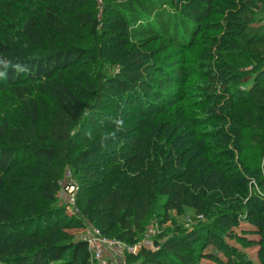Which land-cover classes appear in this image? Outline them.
<instances>
[{
  "label": "trees",
  "instance_id": "1",
  "mask_svg": "<svg viewBox=\"0 0 264 264\" xmlns=\"http://www.w3.org/2000/svg\"><path fill=\"white\" fill-rule=\"evenodd\" d=\"M8 1L21 4L25 0H5ZM201 1L202 6L193 10L199 20H202L207 12L214 11V5L222 0ZM259 1L264 5V0ZM176 2L111 0L108 2V10L112 18L109 24L103 27L104 36L117 39L123 46L132 47L136 44L141 49L157 42L167 43L171 45L169 47H186L195 39L198 23L177 13L174 8ZM63 8L62 14L67 8H71V3H65ZM45 12L52 26L59 23L57 10L46 8ZM75 14L90 27L89 33L96 39L101 22L93 18L91 10H88L87 14L81 10ZM222 23L217 24L220 26ZM229 25L236 29V42L230 44L232 51L224 54L226 62H218L214 67H221L220 77L216 82L220 86L217 88L213 80L208 87L211 94L206 96V92H203L195 101L196 107L210 111L212 115V110L215 109H207L208 103L213 101L216 108L218 99L224 102L226 96L229 97L220 110L227 113L222 120L226 121L232 116L231 121L235 122V128L226 129L228 133L225 138L235 137L232 146H235L236 150L242 151L244 147L257 150V153L246 160L253 166L243 161V169L239 168V172L232 170L233 163H223L217 158H213L210 165L204 166L206 158L202 157L206 156V151H203L205 146L199 144V148H196L198 145L193 143V138L182 140L191 135H187V127L184 128L185 133L180 134V118L171 116L168 117L169 121L162 122L158 118L159 115L145 117L148 109L151 111L154 107L150 104L159 105L165 100L168 87L174 83L170 75L161 71V64L133 54L128 60L127 69H123L121 73L113 76H103L101 73L97 77L98 95L95 105L92 106L74 94L65 81L57 78V74L71 68L84 57V49L65 46L54 47L40 54L21 52L16 55L0 51V81L5 80L11 86L10 92L24 101V112L31 118L35 133V138L25 144V149L31 150L36 160L47 161L51 165L50 168L44 167V170L33 172L26 178L24 184L36 192H26L23 189L21 195L17 196L18 199L14 200V208L9 207L2 192L6 185L5 176L16 168L18 146L2 144L7 127L5 124L0 125V258H5L4 264H90L86 242H64L69 234L63 232V228L68 224H60V221L54 218L62 212L44 208L48 202L54 200L55 186L67 165L80 173L78 195L83 193V201L79 203L82 205V217L103 235H116L115 231L119 228L121 230L116 238H129L131 242H135L134 230L141 229L142 223L156 207L158 215L166 219L169 211L181 210L188 202L201 213L204 210V202L190 194V178L193 173L198 174L197 181L193 184L197 185L200 197L206 192H211V197L214 196L218 200H236V207L227 214H221L218 223L226 224L228 218L236 222L240 214L245 212L254 227L259 232H264V219L255 205L263 201L254 197L256 201L253 203L252 198L247 199L245 184L249 181L248 177L255 175L264 183L260 167L264 155V79L259 80L264 74L260 71L264 66V28L252 27L249 22L241 21H232ZM24 34L36 48L43 47L41 32L34 29L31 20H27ZM244 44L252 46V50L244 52ZM221 57L223 58V54ZM158 71L160 74L156 78ZM247 77L254 79L253 83L244 89L245 94H240L238 90L236 94L231 92L229 83H238ZM27 82L40 84L57 104L51 119L45 125V130L39 129L41 118L38 102L35 99L27 101V96H32L31 88L25 85ZM213 85L216 89L211 88ZM114 92L120 95L127 106L101 112L104 98L110 95L113 98ZM148 105L150 108H146ZM140 114L145 118L139 120L135 126L124 128L123 131L117 130L122 126V116L138 118ZM188 121L194 125L192 119L188 118ZM109 124L116 131L112 141L118 146H129L130 150L118 154L115 148L111 153L103 155L106 146L101 143L102 148L98 151L89 147L78 148L77 141H85L87 125L103 133L105 131L102 129H108L106 125ZM79 125L80 131L75 134ZM136 127L140 129L132 131ZM223 131L224 129L219 130L217 134L222 135ZM40 133L42 135L37 139ZM125 137H128L129 145L124 143ZM241 140H246L252 145L245 146ZM229 145L222 143L221 147L227 149ZM101 156L110 161L111 166L106 170L92 167L91 164L84 165L85 161H102ZM96 187L103 191L90 197ZM40 205L42 206L38 207ZM121 219L124 220L119 227L117 222ZM30 221H44V224L32 230L30 227L21 228L24 223ZM209 246L221 245L209 235L205 239H198V232L187 235L181 233L166 241L157 251L143 249L132 264H200L201 260L206 258L203 257L204 249Z\"/></svg>",
  "mask_w": 264,
  "mask_h": 264
},
{
  "label": "rangeland",
  "instance_id": "2",
  "mask_svg": "<svg viewBox=\"0 0 264 264\" xmlns=\"http://www.w3.org/2000/svg\"><path fill=\"white\" fill-rule=\"evenodd\" d=\"M109 1L111 0H25L21 4L18 2V4H15L0 0V51L16 55L21 52L40 54L54 47L65 46H78L84 49V57L71 68L57 74V78L65 81L74 94L92 106L95 105L98 95L97 77L101 73L103 76H113L121 73L123 69H127L128 60L133 54H138L148 61L157 62L163 67L160 68L161 71L165 75H170L174 83L172 82V85L168 87L169 91L165 100H162L159 105L150 104L154 107L151 108V111L148 109L145 117L159 115L158 118L162 122L169 121L168 117L171 116L180 118V121H178L181 124L180 134L185 133L184 128L187 127L189 128L187 129V135H191V137L182 140L187 141L193 138V143L198 145L196 148H199V144L205 146L203 151H206V156L202 157L206 158L203 162L204 166L210 165L213 158H217L223 163H233L232 170L236 169V172H239V168L243 169L242 162L257 153V150L246 147L242 151L236 150L235 146H232L235 137L225 138L228 133L226 129L235 128V122L231 121L232 116L224 121L222 117L227 116V113L220 110V107L224 105L229 97L226 96L224 102L218 99L216 108L213 106V101L208 103L207 109H215L212 110V115L210 111L206 112L203 109L200 110L198 106L196 107L197 102L195 99H198V95H202L203 92H206V96L211 94L208 92L209 83L214 80L213 83L217 84L218 77H220L219 70L221 69V67H216L217 69H214V67L218 62L221 64L226 62L224 54L232 51L230 44L236 42L234 36L236 29L229 23L232 21L236 23L238 21L242 23L249 22L252 27L264 28V5L262 1L222 0L214 5V11L207 12L203 19L199 20L200 18L193 10L202 6L203 1L176 0L174 6L177 9L176 12L198 23L195 39L186 47H169L171 45L167 43L157 42L150 44L145 49H141L136 44L132 47L130 45L123 46L117 39L104 36L103 27L109 24L112 18V14L108 10ZM81 2L83 3L81 4ZM65 3H71V8H67L66 12L62 14ZM46 8L57 10L60 21L55 26L48 22ZM80 10L85 14L88 13V10H91L93 18H97L101 22L96 39L89 33L90 27L80 20L78 14H75ZM27 20L33 22L34 29L40 30L43 47L36 48L24 34ZM221 22L223 23L219 26L217 23ZM161 45L163 47H160ZM242 48L246 53L252 50V46L246 44L242 45ZM219 52H224L221 53L223 58ZM208 63L209 65H206ZM260 71L264 72V66ZM159 74L158 71L155 75L156 78ZM250 79L247 77L238 83L236 81L229 83L232 89L231 92L236 94V90H238L240 94H245L244 89L253 83L254 78ZM260 79L261 81L264 79V74L260 76ZM25 85H28L32 92L31 97L27 96V101L35 99L39 104L41 118L39 129L45 130V125L51 119L57 104L40 84L27 82ZM219 86L217 84V88ZM10 87L5 80L0 81V125L5 124L7 127V134L3 138L2 144L18 146L16 168L5 176L6 185L2 192L5 203L9 207H13L15 206L14 200L18 199L17 196L21 195L23 189L26 192L32 190L33 193L35 191L26 186L24 180L29 178L33 172H40L45 169L44 167L50 168L51 165L47 161H43V163L36 160L31 150L25 149V144L29 143L30 139L35 138V133L31 125V118L24 112V101L13 95L10 92ZM211 88L216 89L214 85ZM112 94L113 98L111 95L104 98L105 102L101 107V112H110L127 106L120 95L115 92ZM114 100L117 102H114ZM150 105L146 108H150ZM234 110L236 111V107ZM211 116L212 119H210ZM144 118L141 117V114L138 118L127 115L122 116V122L120 123L122 126L118 127L117 130L123 131L124 128H131ZM188 118L194 121V125L188 121ZM106 126L108 129H102L105 132L100 133L87 125L85 127V141H77L78 148L86 149L89 147L98 151L102 148L100 147L101 143L102 146H106L103 155L111 153L115 148H117L118 154L130 150L128 149L129 146L126 148L122 145H116L112 141L116 131L111 128L110 124ZM78 127L75 134L80 131V125ZM137 128L140 129V127H136L132 131L136 132ZM223 129L222 135H218L219 130ZM41 133L37 136V139L41 137ZM127 138H124V143L129 145ZM240 142L245 146L252 145L246 140ZM222 143L225 145L229 143L230 145L227 149H224L221 147ZM214 154L216 155L214 156ZM101 157L103 158L102 161L95 163L85 161L84 165L91 164L92 167H101L106 170L111 166L110 161L105 159L104 156ZM247 164L252 165L248 162ZM260 167L264 178V155L260 161ZM197 175V173H193L190 178L192 182V185H190L192 192L190 194H194L193 197L196 199L201 198L204 202V210L201 213L190 205L191 202H188L181 210L169 211L166 219L158 215L159 212L156 207L142 223L141 229L134 230L135 242H131L129 238L125 240L116 238L117 233L121 230L119 228L115 231L116 235H104L110 243L104 247L105 262L107 264H132L143 249L157 251L166 241L179 236L181 233L187 235L191 232H198V239H205L209 235L221 245L219 247H206L203 252V257L206 258L202 259L200 264H264V232H259L254 227V223L249 220L248 214L245 212L240 214L236 222L228 218L226 224L218 223L221 214H227L228 211L236 207V200L231 198L218 200L214 196L211 197V192H206L205 195L200 197L197 185L193 184L197 181ZM78 176H80L79 171L67 165L55 186L54 200L48 202L44 207L60 210L62 213L56 215L55 220H59L60 224L70 225L63 228V232L69 234V237L64 241L66 243L87 242L92 237L93 229L96 228L82 217V205H79V203L83 201V193L80 196L78 195L80 188ZM256 177V175L248 177L249 181L245 183L247 185V199L252 198L253 203L256 201L254 197L263 201L255 203V205L264 219V183L260 182L259 177ZM101 191L103 189L94 188L90 197ZM209 197L210 199H208ZM123 220L118 221L117 226L121 227ZM229 222L231 223L228 224ZM43 224L44 221H30L27 224L24 223L21 228L30 227L32 230L36 226L42 227ZM3 259L5 258H0V264H4ZM90 264L102 263L95 260L90 254Z\"/></svg>",
  "mask_w": 264,
  "mask_h": 264
},
{
  "label": "built area",
  "instance_id": "3",
  "mask_svg": "<svg viewBox=\"0 0 264 264\" xmlns=\"http://www.w3.org/2000/svg\"><path fill=\"white\" fill-rule=\"evenodd\" d=\"M74 187V186H72ZM87 250L93 258L102 264H107L104 260V247L110 244L98 228L93 229L92 237L87 240Z\"/></svg>",
  "mask_w": 264,
  "mask_h": 264
}]
</instances>
